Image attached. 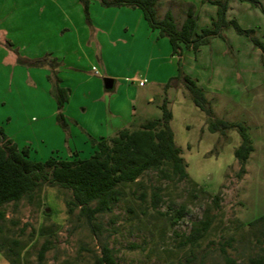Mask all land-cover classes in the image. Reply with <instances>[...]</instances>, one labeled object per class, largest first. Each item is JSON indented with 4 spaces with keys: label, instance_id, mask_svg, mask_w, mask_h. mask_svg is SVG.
<instances>
[{
    "label": "rangeland",
    "instance_id": "rangeland-1",
    "mask_svg": "<svg viewBox=\"0 0 264 264\" xmlns=\"http://www.w3.org/2000/svg\"><path fill=\"white\" fill-rule=\"evenodd\" d=\"M185 3L193 5L196 32L217 17L218 6L210 0H160L158 17L171 7L178 24ZM259 3L226 0V19L252 33H239L231 25L223 29L224 90L206 97L212 117L231 127L212 133L209 116L181 81L167 89L157 83L165 77L162 67L170 63L146 42L139 9L123 6L137 13L130 15L122 7L91 0L87 20L79 0H0V58L8 54L10 64L0 69V87L9 88L12 97L6 107L0 105V126L14 130L17 141L29 146L31 159L87 158L93 151L90 136L110 137L112 130L137 129L160 118L159 106L166 99L174 143L188 173L178 181L148 170L122 184V197L97 215L95 227L78 208L69 210V190L42 184L32 200L2 207L0 244L16 251L11 259L17 264H96L107 244L118 264H226L224 255L234 260L231 264H264V0ZM207 48L191 50L177 61L178 68L187 75L202 69ZM44 57L55 59V66L47 60L29 62ZM17 60L24 71L13 74L10 62ZM53 69L61 86L70 89V103L62 110L65 129L52 114L53 82L47 76H53ZM104 78L113 79L112 88L104 87ZM8 104L12 122L4 114ZM238 122L245 124L254 147L243 172L234 156L240 144ZM154 190L161 195L156 209ZM204 219L210 220L205 237L196 246L185 245L184 236ZM45 240L51 247L39 261ZM0 264H11L1 251Z\"/></svg>",
    "mask_w": 264,
    "mask_h": 264
},
{
    "label": "trees",
    "instance_id": "trees-1",
    "mask_svg": "<svg viewBox=\"0 0 264 264\" xmlns=\"http://www.w3.org/2000/svg\"><path fill=\"white\" fill-rule=\"evenodd\" d=\"M91 0H79L88 20L89 4ZM217 4V17L212 20L209 27L195 31L196 15L192 4H183L184 19L177 26L175 17L170 9H167L161 18L157 15V7L160 0H99L104 7H130L139 9L149 28L157 31L160 37H166L171 46V53L180 59L183 52L190 49L196 52L200 46L206 45L214 37L223 38V29L228 25L239 32L252 33V30H243L234 20L226 19V0H210ZM260 4L259 0H248ZM264 12V8L261 7ZM253 42L261 47V42L252 37ZM50 61V66H55V59L44 57L30 60L32 64H43ZM53 76L47 77L53 82V97L56 102V119L65 129L67 122L62 113L65 103L68 101L70 89L61 86V79L52 70ZM174 80L181 81L189 92L194 104L209 116L208 130L224 133L231 127L225 120L212 117V109L204 90L197 85L196 80L184 74L179 68L176 76L165 85L167 89ZM161 117L147 120L137 129L122 128L110 137H89L93 151L87 158L57 159L53 156L45 160H33L30 158V148L27 145L19 146L8 137L0 126V221L4 218L2 207L8 203L16 204L27 198L32 200L34 192L42 184L58 186L70 191V199L67 206L70 211L79 209L87 223L95 227V219L100 213L111 210L122 197L119 186L133 183L139 176L148 170L160 173L164 178H176L182 181L188 178L186 163L181 156V150L174 143L173 131L169 125L172 113L167 108V100L164 99L159 106ZM240 136V144L234 150V156L240 164V172L244 171L245 162L254 147L246 131L245 124L235 123ZM142 199L144 195L142 194ZM161 201L158 190L151 193V204L157 208ZM261 219V218H260ZM210 220H200L193 229L184 236L185 245L196 246L208 232ZM18 242H14L17 244ZM51 247V241L45 240L38 252V260L42 261L46 251ZM0 251L11 263L17 264V260L11 259V254H16L13 248L5 251L0 244ZM221 252L226 253L221 247ZM226 264L234 263V260L224 255ZM96 264H118L112 249L107 244L101 247V254Z\"/></svg>",
    "mask_w": 264,
    "mask_h": 264
},
{
    "label": "crops",
    "instance_id": "crops-1",
    "mask_svg": "<svg viewBox=\"0 0 264 264\" xmlns=\"http://www.w3.org/2000/svg\"><path fill=\"white\" fill-rule=\"evenodd\" d=\"M158 7H157V15L159 13L158 12ZM121 9H123V10L125 9L124 10L125 13H130V15H133V14L136 15L137 14L136 12H134V10H131V12H130V10H128V8L122 7ZM167 9H170L172 11V13H173V15L175 17V22L177 24V19H176V15H175L174 9L171 8V7L167 8ZM167 9L164 10V12L162 13L161 16H163V14L165 13V11ZM136 17H138V16H136ZM159 18H161V17H159ZM183 19H184V16L181 18V20L179 21L177 26L181 25ZM139 23L143 24L142 21H140ZM229 28L230 27H225L224 31L225 32L228 31ZM142 32H143V35H145V40L150 45L151 50L155 51V52L157 51L159 53L161 52L163 54L162 55L163 56L162 57L163 60H165V62L168 61V63H170L169 66L162 67V71H163L162 73L163 74L161 76H165V77H163V78H161L159 80L157 79L158 80L157 83H159V85H161V87L164 89V85L171 78L176 76L177 73H178V71H177L178 70L177 61L178 60H180V61L183 60L186 57L187 54L191 53L190 52L191 50L190 49L185 50L183 52L182 56L179 59L177 57V55H173L171 53V46L169 44L168 39L166 37H160L158 35L157 31L151 30L149 28V26L147 25L146 21H145V26H144V24L142 25ZM230 35H232V34H230ZM206 45L209 48H207V50L205 51V53H206V57L205 58L206 59H205L204 65H203L204 67L202 69L197 70L195 73H192V74L189 71H185V72L189 73V76L196 80L197 85L200 86L204 90L205 96H207L206 94H208V93L212 94V95H217L218 93L223 92V90H224V87H223L224 79H223V76H222L223 75V68H222L223 65L222 64H223V61H226V59H227V55H226V51H225L226 50L225 49L226 46H225V42H224V35H223V38L222 37H214V38H212L210 40V42L208 44H206ZM197 51H200V49H198ZM198 53H201V52H198ZM7 55L3 54L2 58H0V69L2 71L5 70V68L7 66L8 67L10 66V64L6 65L7 62L5 60L7 59ZM194 58H195V56H194ZM18 62H19L18 60L14 61V62L13 61L10 62L11 65L13 64L12 65L13 66L12 67L13 74L21 72V71H24L23 70V66L18 64ZM175 64H176V66H175ZM186 67H188V70L189 69H194L193 65H188ZM49 89H50V86H49ZM8 92L11 93L9 88H6L5 86H1L0 87V105L5 106L6 103H9L10 101H12L11 95L7 96ZM52 97H53V94H52L51 98ZM52 99H54V98H52ZM54 101H55V99H54ZM149 101H152V98H149ZM69 103H70V98L65 103V105H64V107L62 109L64 112L66 111L65 109L67 108ZM51 104H53V103L51 102ZM54 105H55V110L52 111V114L56 115V113H57L56 102H54ZM10 106L11 105L8 104L7 105V107H8L7 109L8 110H5V112H4L5 118L8 120V122H12ZM4 130H5L6 135L8 137H10L11 139H13L20 147L26 145V144H24L22 142L19 143L17 141L14 130H12V129L7 130L6 128ZM118 130H120V129L112 130V132H117ZM112 132H110V133H112Z\"/></svg>",
    "mask_w": 264,
    "mask_h": 264
},
{
    "label": "water",
    "instance_id": "water-1",
    "mask_svg": "<svg viewBox=\"0 0 264 264\" xmlns=\"http://www.w3.org/2000/svg\"><path fill=\"white\" fill-rule=\"evenodd\" d=\"M113 86V79L112 78H104V87L106 89H110Z\"/></svg>",
    "mask_w": 264,
    "mask_h": 264
},
{
    "label": "built area",
    "instance_id": "built-area-1",
    "mask_svg": "<svg viewBox=\"0 0 264 264\" xmlns=\"http://www.w3.org/2000/svg\"><path fill=\"white\" fill-rule=\"evenodd\" d=\"M139 85H140V86H142V85H143V82H142V81H140V82H139Z\"/></svg>",
    "mask_w": 264,
    "mask_h": 264
}]
</instances>
